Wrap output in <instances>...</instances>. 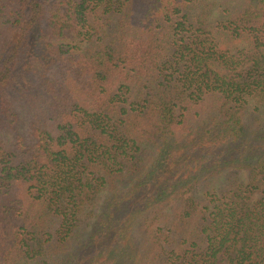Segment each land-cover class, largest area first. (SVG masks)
Instances as JSON below:
<instances>
[{"label":"trees","instance_id":"1","mask_svg":"<svg viewBox=\"0 0 264 264\" xmlns=\"http://www.w3.org/2000/svg\"><path fill=\"white\" fill-rule=\"evenodd\" d=\"M0 264H264V0H0Z\"/></svg>","mask_w":264,"mask_h":264},{"label":"rangeland","instance_id":"2","mask_svg":"<svg viewBox=\"0 0 264 264\" xmlns=\"http://www.w3.org/2000/svg\"><path fill=\"white\" fill-rule=\"evenodd\" d=\"M217 40L219 42V47L220 48H224V49L225 48L233 49V48H236V47H242L243 44L247 43V40L231 38V37H228L225 34H221V32L218 33ZM22 119H23L22 130L23 131H25V130L27 131L28 119L25 118V117L22 118ZM24 128H25V130H24Z\"/></svg>","mask_w":264,"mask_h":264}]
</instances>
